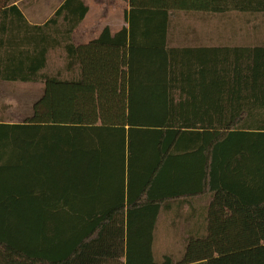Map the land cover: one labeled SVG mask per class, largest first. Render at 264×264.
Here are the masks:
<instances>
[{
	"label": "trees",
	"instance_id": "1",
	"mask_svg": "<svg viewBox=\"0 0 264 264\" xmlns=\"http://www.w3.org/2000/svg\"><path fill=\"white\" fill-rule=\"evenodd\" d=\"M19 2L0 0V80L43 90L22 121L0 119V264H264V46L168 40L175 12L264 0H125V25L78 45L86 1L42 24ZM200 197L179 256L157 258L161 210L194 214Z\"/></svg>",
	"mask_w": 264,
	"mask_h": 264
},
{
	"label": "rangeland",
	"instance_id": "2",
	"mask_svg": "<svg viewBox=\"0 0 264 264\" xmlns=\"http://www.w3.org/2000/svg\"><path fill=\"white\" fill-rule=\"evenodd\" d=\"M61 1L62 0H22L18 4L28 20H41L45 15H50ZM84 1H86L90 7L86 22L93 23V21L97 18L99 21L104 23L102 25H109L114 30H116V26L124 23V11L128 6L125 0ZM102 1H105V3H103L105 5V9H100L99 5ZM236 13L237 11H229L226 13H222V15L213 14L209 17H206L207 19L205 20V23H207L212 28L210 33L212 44H216L220 40L219 37L222 36V33L220 34L219 30L221 24H226V37H236L235 35L237 34H240L241 36L243 35V30H237L238 23L241 24L240 21L243 19H241ZM255 18L256 17L249 19L248 22H250V24L255 22L256 24H258L256 28L259 29L260 23L264 24V17H258L256 19ZM197 20L200 21L201 19ZM195 21V17L186 12L174 13L171 20V34L174 38V41L172 43L177 44L180 36H187L188 28L191 25H194ZM244 32L245 34L247 33L248 36H251L249 30H246ZM256 35L258 34L256 33ZM64 60L65 58L60 48L52 50L51 52H49L47 71L49 73L56 71L57 69L62 67V65H64ZM40 83L38 82V84L30 86V91L25 88L26 84H18V86L8 83L3 84L4 86L0 90V100H3L4 105H6L5 103H9V105L11 106L9 110L7 109L5 111L7 113H10L12 120H18L21 118L19 116L20 114H17L18 109L16 106L18 104L17 102H15V100L18 99V97L23 96L24 93L29 95L30 98L35 94L40 93ZM21 105L25 106V103L22 102ZM199 199L200 205L195 204L196 199L192 200V204L198 207L196 208L192 205V207L195 209L194 214L192 213L188 215V212L185 209L181 211H175V208L168 211L161 210L156 223L155 240L153 245V251L157 258H160L164 253H172L174 257L179 256L178 251L182 247V240L184 237L183 234L189 229V226L193 227L195 225H199L200 222L194 221V215L200 210L202 212L205 208L204 204L208 201L207 197H202ZM175 213L177 214V216L175 215ZM201 214L203 215V213Z\"/></svg>",
	"mask_w": 264,
	"mask_h": 264
},
{
	"label": "crops",
	"instance_id": "3",
	"mask_svg": "<svg viewBox=\"0 0 264 264\" xmlns=\"http://www.w3.org/2000/svg\"><path fill=\"white\" fill-rule=\"evenodd\" d=\"M103 3H105V1L100 2V5H99L100 9H105V5ZM88 7H89V5H88ZM89 9H90V7H89ZM125 9H128V6ZM88 12H89V10H88ZM88 12H87L86 16L83 18V20L78 24V26L75 28V30L72 33L71 38H72L73 43L76 45L86 43L87 41L96 38L104 26H108L110 28L111 32L114 33L117 30H119L123 25H125V23H122L121 25L116 26V30H114L109 25H102L104 23L99 21L97 18L93 21V23L86 22ZM101 12H103V11H101ZM187 13L193 15L195 17L196 21H195L194 25H191L188 28L187 36H180L177 44L172 43L174 41V38L171 34V22H170L169 31H168V40H169V45L172 47L189 46V47H194V48H204V47L218 46L220 48L237 47V48L248 49L249 47L264 46V24L260 23V28L257 29L256 27L258 24H256L255 22L250 24V22H248L249 19H252L254 17H256V18L264 17V12H262V13L237 12L236 14H238V16L241 19H243L240 21L241 24L238 23L237 30L238 31L243 30V35L241 36L240 34H237V35H235L236 37H226L227 36L226 35V32H227L226 24L225 25L221 24L219 30H220V34L222 33V36L219 37L220 40L216 44H212V39H211V35H210L212 28L207 23H205V20L207 19L206 17H209L213 14L199 13V12H187ZM51 14L45 15L41 20H28V19L27 20L29 21L30 24H42L51 16ZM173 15H174V13L172 14V17H173ZM172 17H171V20H172ZM197 19H201V20L199 21ZM207 26H209V27H207ZM246 30H249V32L251 33V36H248L247 33L245 34L244 31H246ZM237 33H239V32H237ZM256 33L258 35H256ZM229 38H231V39H229ZM62 52L64 55L63 50H62ZM4 83L15 84V86H18V84H20V85L26 84L25 88H27L28 91H30V86L38 84V82H19V81L5 82V81L0 80V90H1V88H3ZM40 84H41L40 93L35 94L31 98L29 97V95L24 93L23 96L18 97V99L15 100V102H17V104H18L16 106L18 109L17 114L18 115L20 114L19 116L21 117L18 120H12L10 113L9 112L7 113L5 111V110H7V109L9 110L11 108L9 103H5L6 105H4L3 100L2 101L0 100V119L3 120L5 118V119L11 120L13 122H20L26 116H28L31 112L33 102L42 93L43 83H40ZM0 99H1V97H0ZM22 102L25 103V106L21 105ZM17 114H16V116H17ZM200 198H202V197H200ZM195 199H196L195 204L200 205V203H199L200 199L199 198H195ZM208 200H209V198H208ZM207 202L204 204V206H206ZM196 205L193 204L194 207L198 208ZM198 210H200V209H198ZM201 213H202L201 210L199 212L195 213V215H194L195 216L194 217L195 222H201L204 219V215H202Z\"/></svg>",
	"mask_w": 264,
	"mask_h": 264
}]
</instances>
